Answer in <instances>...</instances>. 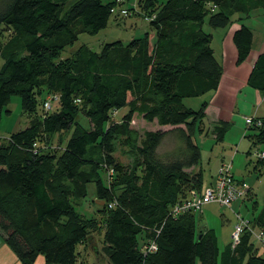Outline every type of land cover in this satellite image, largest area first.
Segmentation results:
<instances>
[{"label": "trees", "instance_id": "16d2710c", "mask_svg": "<svg viewBox=\"0 0 264 264\" xmlns=\"http://www.w3.org/2000/svg\"><path fill=\"white\" fill-rule=\"evenodd\" d=\"M66 1L0 0V120L13 96L32 116L25 128L0 143V236L20 264H34L39 255L44 264H87L79 260L77 246L89 243L88 223L95 219L84 217L77 201L88 195L89 184L93 198L102 202L104 244L102 252L96 245V256L104 259L98 264H264L259 253L264 247L250 231L244 229L235 246L230 239L220 250L216 231L199 227L195 213H169L203 185L193 137L201 130L208 101L194 110L184 99L215 91L222 75L204 20L211 28L239 24L232 35L239 65L253 40L252 29L241 21L264 9V0H136L137 12L126 0L142 18L154 15L149 21L153 42L146 31L126 43H104L99 51L82 44L64 56L80 34L105 28L117 6L115 0H73L65 8ZM3 29L10 30L4 41ZM247 84L264 95V49ZM53 95L51 105L57 108L46 110L44 102ZM122 108L127 110L120 122L110 120ZM135 114L172 126L181 149L169 160L159 157L157 147L168 132L150 131L138 141L130 127ZM231 125L217 119L211 129L215 141L222 142ZM252 126L255 134L248 137L252 147L260 145L254 149L259 173L264 171V155H259L264 153V118L254 116L245 124L247 133ZM67 131L61 150L54 148L52 138ZM118 145L132 157L127 166L114 155ZM192 167L197 170H187ZM249 195L250 186L240 200ZM237 216L245 218L235 212L234 225ZM249 222L264 237V194ZM151 239L157 249L143 253L142 244Z\"/></svg>", "mask_w": 264, "mask_h": 264}, {"label": "rangeland", "instance_id": "374dc122", "mask_svg": "<svg viewBox=\"0 0 264 264\" xmlns=\"http://www.w3.org/2000/svg\"><path fill=\"white\" fill-rule=\"evenodd\" d=\"M73 0H67L65 2V8L69 6L70 2ZM130 1V0H129ZM134 1H131V4ZM115 13L117 15H115ZM113 12L110 16L107 26L101 29L96 34L82 33L78 36L77 41L63 52L66 56L69 51H73L80 45L85 44L94 51H99L104 43L113 42L116 40H121L126 43L132 38L139 37L148 31L149 34H153L154 30L150 28L149 21L142 18V13L135 14V12H130L127 16L120 15L118 12ZM116 16V17H115ZM243 24L249 26L253 32V47L256 48L261 42H264V9H258L251 13L248 17L243 18L241 21ZM227 28H211L208 25V20L205 19L203 23V30L206 32H211L213 40L211 42L212 46H216L220 37L226 34ZM2 38L4 41L10 34V30L3 29ZM150 43L153 38H150ZM4 60L0 56V67L2 66ZM210 94L206 93L204 95L186 98L184 99V104L194 110H197L200 103L206 100ZM233 105H226L224 114L227 116V120L231 121L232 125L230 129L226 132L223 141L217 142L214 139V135L211 132L212 126L215 124V119L213 118V113L215 110L209 111V114L203 118L200 125L201 130L196 133L193 137L194 143L199 145L201 153V167L203 173V184H207L209 181L213 180L217 174L218 168L223 162L231 163V171L233 174L240 179H244L248 185L251 187L252 198L245 200L238 209L232 210L229 207H222L218 203H209L202 207L201 212L195 213V219L199 227L209 226L216 230L218 235V245L222 249L224 245L231 239V230H233V225L236 220L235 212L240 213L243 217L250 220L262 206V198L264 194V171L259 172L254 169L256 164V155L254 154V149L260 148V145L252 147L251 137L255 134L256 128H252L248 131L245 126V118L250 115L245 113L241 118L232 112ZM57 108V104H52L50 111ZM5 109H9V112L2 113L0 120V143L6 141L9 134L13 131H17L25 128L30 121L32 116L24 113L20 108V100L18 96H13L10 103ZM127 109L122 108L114 111L111 114L110 120L120 122L121 116L126 112ZM240 116V115H239ZM256 116V115H255ZM258 117V116H256ZM78 120L87 125V121L80 115ZM243 122V123H242ZM237 123V124H236ZM243 124L244 126H240ZM130 127L138 133V141L144 139L147 132L152 131H167L160 144L157 147L156 153L163 160H169L172 154L176 153L178 149H181V141L179 140L177 133L171 130L172 126H160L155 121L148 122L145 121L142 116L134 115ZM171 130V131H170ZM246 134V135H245ZM69 136V131L62 132L61 134L55 135L52 138L53 147H59L61 150L65 140ZM250 152V153H248ZM116 159L127 166L132 162V157L128 154V149L125 146L118 145L116 152L114 153ZM111 171V168H109ZM109 169L108 174L109 175ZM197 167L189 168L188 171H196ZM103 177V176H102ZM93 185H88V195L77 201V210L86 218H94L95 221H90L88 224L90 227L89 243H81L77 246V251L80 253L79 260L87 261V264H93L103 261V256L99 259L94 253L92 248L98 246L99 250L103 251V218L100 214V206L102 202H97L94 197ZM250 196V195H249ZM256 202V207L254 210L253 202ZM96 217V218H95ZM5 243V242H4ZM5 245V244H4ZM6 246V245H5ZM7 247V246H6ZM4 249H6L4 247ZM7 251V250H6ZM264 256V253H263ZM9 262V261H8ZM42 262V263H41ZM10 264V262L8 263ZM20 264V262H19ZM34 264H44V259L39 255ZM196 264H199L197 261Z\"/></svg>", "mask_w": 264, "mask_h": 264}, {"label": "crops", "instance_id": "0c3cea01", "mask_svg": "<svg viewBox=\"0 0 264 264\" xmlns=\"http://www.w3.org/2000/svg\"><path fill=\"white\" fill-rule=\"evenodd\" d=\"M238 27V23H232L230 26H228L226 34L219 38L216 46H212L211 44L215 58L222 65V75L218 84V88L215 91L208 92L210 95H208L209 97L206 99L208 101V105L205 109V117L209 114V111H212L213 113L215 110V114L213 113V118L215 121L219 118L227 120V116L224 114V111L226 109V105L228 107L229 104L233 105L232 112L236 113L235 115H237L238 118H241L243 115H245V113L264 118V95L247 84V78L253 63L258 54L264 49V42H261L256 48H254L252 40V48L248 58L241 64L237 65V52L232 42V35L234 30ZM149 36H151L150 38H154V33H150ZM212 40L213 37L211 38V42ZM241 125L244 126L243 124H240V126ZM212 181L213 180L209 181L208 183ZM207 184H203L202 188ZM250 196L252 197V195ZM247 199L248 197L245 200ZM245 200L235 201L232 204V210L238 209L242 204H244ZM206 227L210 228L209 226ZM254 231L257 230L255 229ZM229 242H227L225 245H227ZM4 244L5 243L0 236V264H8L9 262L10 264H19V260L16 255L6 244L5 245L7 247ZM4 247L6 249H4ZM259 253L263 255L264 250L260 248Z\"/></svg>", "mask_w": 264, "mask_h": 264}, {"label": "built area", "instance_id": "2783aa9c", "mask_svg": "<svg viewBox=\"0 0 264 264\" xmlns=\"http://www.w3.org/2000/svg\"><path fill=\"white\" fill-rule=\"evenodd\" d=\"M116 5L112 11L118 12L120 15L127 16L130 14L129 6L125 3L126 0H115ZM134 1L130 7H133L135 12L137 5L136 0ZM145 20L150 21L154 18V15L144 16ZM56 96H51L49 100L44 102V108L49 110L51 108V99H56ZM254 116H249L245 118V124L249 125L252 123ZM38 144L34 142L32 144L31 151L36 154L38 153ZM261 157L264 153L259 154ZM109 172H112V169ZM249 190V185L246 181L236 179L234 177L233 172L231 171V164L229 162H223L217 171V174L212 182L205 185L201 191L197 192L196 190H191L190 195L183 201L177 202L172 205L169 213L172 216H177L179 214L188 213V212H201V209L204 205L209 203H218L222 207H231L232 203L243 199ZM238 221L234 225V228L231 233V244L235 246L240 239V236L244 229L250 231L253 236L254 242H259L262 247H264V237L262 231H254L250 227V222L248 219L241 218L237 216ZM143 253L155 251L157 249V245L155 240L151 239L147 242L143 243L142 246Z\"/></svg>", "mask_w": 264, "mask_h": 264}, {"label": "water", "instance_id": "95a60500", "mask_svg": "<svg viewBox=\"0 0 264 264\" xmlns=\"http://www.w3.org/2000/svg\"><path fill=\"white\" fill-rule=\"evenodd\" d=\"M95 248H93L92 250H93V253L95 254V255H97L98 254V249H97V246H94Z\"/></svg>", "mask_w": 264, "mask_h": 264}]
</instances>
